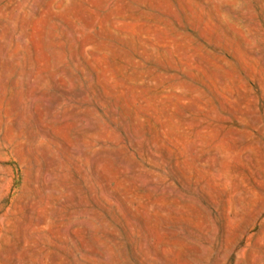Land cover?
<instances>
[{
  "label": "rangeland",
  "instance_id": "374dc122",
  "mask_svg": "<svg viewBox=\"0 0 264 264\" xmlns=\"http://www.w3.org/2000/svg\"><path fill=\"white\" fill-rule=\"evenodd\" d=\"M0 264H264V0H0Z\"/></svg>",
  "mask_w": 264,
  "mask_h": 264
}]
</instances>
